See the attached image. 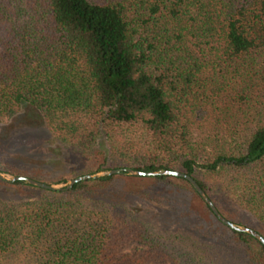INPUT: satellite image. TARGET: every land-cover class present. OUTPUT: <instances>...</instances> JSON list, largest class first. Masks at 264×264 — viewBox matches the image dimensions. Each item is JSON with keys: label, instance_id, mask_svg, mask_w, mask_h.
<instances>
[{"label": "trees", "instance_id": "1", "mask_svg": "<svg viewBox=\"0 0 264 264\" xmlns=\"http://www.w3.org/2000/svg\"><path fill=\"white\" fill-rule=\"evenodd\" d=\"M25 108L93 177L2 179L33 194L0 199V264H264L186 180L211 221L174 228L127 203L121 174L98 175L183 171L264 224V0H0V123Z\"/></svg>", "mask_w": 264, "mask_h": 264}, {"label": "rangeland", "instance_id": "2", "mask_svg": "<svg viewBox=\"0 0 264 264\" xmlns=\"http://www.w3.org/2000/svg\"><path fill=\"white\" fill-rule=\"evenodd\" d=\"M50 136L42 116L30 108H25L11 122L0 123V176L3 177L2 179L10 181L15 176H24L60 188L66 184H52L50 181L68 176L70 180L67 183H69L72 179L82 176L86 169L84 158L70 152L61 142L50 141ZM98 149L108 152L105 138H101ZM108 172L98 175H105ZM2 179L0 178V199L3 201H24L33 194L28 187L4 183ZM169 180L183 186L184 190L180 192L174 187H166L152 177H137L129 174H121L117 177L118 185L122 187L127 203L138 213H143V219L151 221L156 226L181 227L191 217L211 221L205 204L185 182L173 177H169ZM144 193L181 203L182 206L162 205L154 200L149 202L143 196ZM210 194L226 218L241 222V224L236 223L238 225L258 230L264 236V224L253 214L217 192Z\"/></svg>", "mask_w": 264, "mask_h": 264}, {"label": "water", "instance_id": "3", "mask_svg": "<svg viewBox=\"0 0 264 264\" xmlns=\"http://www.w3.org/2000/svg\"><path fill=\"white\" fill-rule=\"evenodd\" d=\"M127 173L129 175L137 176V177H157V176H167V177H173V178H179V179H184L186 180L190 185L194 187V189L198 192V194L202 197V199L205 201V203L210 207L212 212L217 216V218L224 223L226 226L230 227L231 229L241 231V232H246L251 234L253 237H255L259 242H261L264 245V236L258 232L257 230L248 227V226H242L234 223L233 221L229 220L226 218L217 205L214 203V201L211 199V197L206 193V191L199 185V183L196 181L194 176L189 175L183 171H178V170H160V171H138V170H133V169H116V170H111L108 172V174H124ZM93 176L92 175H85V176H80L72 179L69 183H67L65 186L60 187L64 188L65 190L71 189L75 184L80 183L82 181H87L91 179ZM2 179L3 177L0 176ZM23 181L26 182L32 186H36L39 188L43 189H58L57 187L45 183L42 181H38L32 178L24 177V176H15L13 177L12 180L10 181Z\"/></svg>", "mask_w": 264, "mask_h": 264}]
</instances>
